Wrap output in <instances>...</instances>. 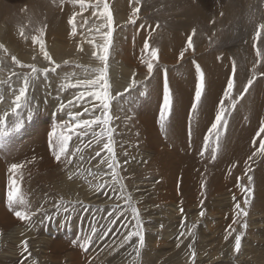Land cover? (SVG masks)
Here are the masks:
<instances>
[{
    "label": "rangeland",
    "instance_id": "374dc122",
    "mask_svg": "<svg viewBox=\"0 0 264 264\" xmlns=\"http://www.w3.org/2000/svg\"><path fill=\"white\" fill-rule=\"evenodd\" d=\"M9 1H7L8 8L5 7V9L12 11L14 6H17L23 0ZM24 1V4L23 2L21 3V11L19 9L14 12L12 11L13 18H16L15 20H17L15 16L18 15L24 17V21H19L18 24H15L17 22H13L12 29H18L20 32V28L24 27L29 39L25 40L21 37L15 44L14 37L10 34L9 43L12 45L9 44L10 46L8 47L7 36L5 32H2L0 44L4 45L5 48L8 47L9 53L15 55L22 63H36L38 67H48V62L44 60L43 55L40 53L39 45L31 43V35L38 34L37 30L44 28L46 50L52 59L61 65V68L57 69V73H49V79L47 80L41 77L35 82L34 87L30 88L29 99L34 98L33 103L39 106V112L31 120H28V129L22 128L13 138L17 139L18 142L14 149H11L10 162L25 165L20 172L26 178L28 184L22 186L21 189L26 193L33 210L45 203V201L47 203H50V201L56 202L61 197L65 202H82V204H75L74 211L71 209L69 213L61 211L55 214L56 216L53 215L50 220L44 219L43 222H40L42 216L40 214L36 216L38 220L36 224L37 230L43 232L39 233L41 236L38 235V237L42 238L43 245L41 244V248L36 245L38 248L35 251L33 250V255L28 258L29 264H88V262L95 260H98L96 264H190V251L186 247L187 244H185L184 251L179 252L170 260L166 256L173 250L171 252L168 251L167 255L163 258L157 256L151 257L149 256V246L141 250L140 257L136 261H133L135 253L129 254L131 252L129 246H125V248H121L111 255L109 254L111 251L110 247H106L101 253H98L97 250L101 249L105 245V242L114 247L115 244L113 242H118L121 239L120 232L123 229L118 231L117 226L120 225L123 218L117 220L115 225H111L113 230L108 232L102 240L94 238V243L89 247L87 252L81 249L77 243H74L83 234L88 233L93 225L97 228L98 234L105 232L112 219L108 215L110 212L107 211L108 208H113L114 205L125 207L124 201L117 200L118 193H113L110 189V192L107 193V199H109L107 205H104L102 202H98L99 204H97L95 202L97 198H94L92 195L83 197L81 192L76 200H72L77 188L76 178L78 177L74 176L72 180H69V172H77L81 168L91 169L92 171L106 170L105 165H101L100 168L95 167L99 158L91 159L90 153L92 149H84L82 153L84 156L83 160L79 159V155L81 154H78L72 157V164L66 165L63 162H57L52 154L45 153L44 150H42L40 156L32 157V154L28 153L27 147L35 142L37 134L40 135V139L42 137L49 139L47 135H50L53 131L56 121L68 119L66 112L58 111L59 104L57 100V97H59L67 103V99L71 98L75 93L73 92V88H68V90L62 92L58 91L60 85L67 82L65 76L76 72L77 75L71 79V82L75 83L77 78H84L81 69L76 68L75 65L97 67L99 64L91 57L92 46L82 36V33L90 35L87 33V25L83 28L78 26L77 36L73 37L70 34V25L68 30L64 32L59 24L61 21V16L58 14L59 7L56 6L53 14L49 15V12H43L49 1ZM28 2H30L31 9L27 7ZM45 2H47V5ZM108 2L115 21L114 27L117 24L120 26L116 27V31L114 32L113 48L110 50L109 58L108 76L112 93L124 92V89L133 79V73H135L137 81V87L132 90L131 95L125 93V97H129L127 102L123 98L121 99L124 110H119L116 107V101H112L110 112V115L113 117L110 127L115 129L113 137L116 141L115 151L117 157L122 164L125 159L129 160V163L123 165L120 171V175L124 177L123 183L127 189V193L132 196V201L135 202L134 200H138L140 196L134 194L132 188L137 187H133L134 185H139L137 188H140L141 184H143L141 182L149 178L151 180L153 176L154 178L162 176V179H165L163 175L167 172L166 169L168 168H165L162 164L163 160L160 164L155 159H166L174 168L172 174L177 177L175 188L182 195L187 196V199L183 197L177 198V202L179 203L178 210L182 207L185 212L181 214L183 224L191 226L195 223L196 228L200 229L201 220L205 216L199 218V213L203 210L205 214L208 211L215 215L213 216V220H209L208 224L224 231L232 223L234 216L233 196L235 195L237 201L241 202V204L243 201L241 189L237 187V178H240L241 183H247V176L244 175L245 161H247L248 156L253 151L259 148L260 141L256 137V132L260 123L264 121V116L262 119L260 118L261 120L259 119L251 123V119L248 116L251 111L245 106L249 101H252L249 98L252 94L254 95V92L263 93V91L257 90L260 86V80L264 79V75L256 76L253 85L244 98L239 100L235 110H232L231 114L227 116L228 126L221 138L217 159L211 161L210 154L207 152L201 158L199 152L203 146V136L207 133L210 122L214 120L215 111L218 107L219 99L222 97L226 79L229 73L232 72L233 61L236 64L237 75V86L232 94L234 98L243 89V86L251 75L255 61V49L252 47V29L248 24V16L252 13L255 14L257 19H260L264 15V2L262 0H143L141 13L136 25H127L126 23L127 17L131 12L130 7H127L129 6L128 0H108ZM57 3H59V0H56ZM67 5L70 4H65L64 7ZM34 11H38L39 14H34ZM221 12L223 15L220 14ZM71 14L72 12L68 11L67 17L70 18ZM83 18H87L89 24L96 22L95 18L91 16V9L83 13ZM77 19L78 24L83 22L81 16H77ZM213 20L217 22L212 23L211 21ZM205 21L209 22L205 24ZM7 23L9 24L10 22ZM157 24L160 25L159 28L156 27ZM17 26L20 28H17ZM121 27L124 29L123 31L120 30ZM214 27L218 28L214 29ZM193 29H196V35L193 36L195 50H188L185 52L184 59L179 60V52L186 47L187 37L191 35ZM150 32L151 37L149 39ZM63 33L65 34L62 37ZM145 39H149L150 45L159 50L157 68L154 70L152 78L147 79V70L139 61L142 44ZM210 41H214V43H210ZM97 42L102 43L99 39H97ZM78 47H83L84 51H78ZM34 56L36 57L35 60H33ZM65 60L69 61L68 65H64L63 62ZM193 62L198 63L205 74V87L208 82L204 95L209 96L210 99L212 97V99L210 102L211 106H209L210 103L206 105L205 98H202L200 111L196 116L188 122L180 123L181 128L187 130L188 142L185 136L174 133L167 124V129L161 130L160 126L155 123L154 116L159 114V110L162 107L165 69L167 70L169 87L173 94V110L169 118L176 121L173 113L177 116L178 120L189 116L190 104L192 102L190 96L191 93L192 96L194 95V87L197 82ZM8 63H11V61L8 60ZM111 64L112 66H110ZM119 65H124L122 66L123 69L126 68L122 74L121 72H117ZM127 68H131L132 72H130L131 74L129 73V78H127L128 74L125 72ZM6 69H4V72H6ZM17 71H20V69H17ZM256 71L257 73H264V62L257 67ZM114 77L118 81L115 85H113ZM215 84L218 85V88L213 87ZM160 89L162 90L161 92ZM137 91L142 92L143 95H137ZM174 91L178 92V96L184 92L179 97L185 100L182 102L178 101ZM159 92L161 96H159ZM228 103V101H225L226 105ZM2 106L4 105L0 104L1 108ZM73 111L75 110L73 109ZM239 113L242 116L247 115L245 118L247 117L248 119H243L238 115ZM115 117H119V119ZM189 132L191 135H189ZM254 139L256 140L255 145L252 143ZM200 142H202V145ZM77 143L78 141L73 137V140L69 142L70 152L74 151ZM94 147H98V145ZM125 151H127L128 157L124 156ZM3 156L0 154V164L2 163ZM132 157H134V160ZM233 163L236 164V167H232ZM249 164L253 169L248 173L253 178V198L248 208L249 215L245 218L248 228L242 240L241 251L239 253L234 252V240L232 238L227 242L223 239L217 247L219 254L217 256L221 257L220 260L213 261L214 256H211L213 251L211 253L208 252L213 264H220L223 258L242 253L245 247L249 248V252L247 253H250V258L256 262L250 264H264V157H254L253 161L249 162ZM41 168L45 172H48L46 177L39 172ZM108 178L110 177L104 176L103 180ZM136 180L139 181L136 182ZM160 180L161 178L157 180L158 182L156 181V186L158 187L163 183ZM52 182H56V185L62 182L59 185L61 192L54 188ZM202 184L203 188L201 187ZM185 187H187V191H184ZM162 190L165 192L164 189ZM226 191L230 193L232 202L228 206H220L219 202L221 201L222 194ZM3 192H0V200ZM145 196L147 198L141 197L139 202L140 204L144 202L143 205L146 204L144 206H147V211L144 213L138 211L143 221L144 232L146 233V230H149L150 234H152L153 230L156 233L159 225H156V228H154L151 220L158 221L159 218V220L164 219L169 216L166 211L171 210L173 212L175 210L173 208L169 209L167 205H164L166 196L165 193L159 190H154L153 193ZM42 199L43 201L45 199V201L43 202ZM186 203L193 205V207L185 209ZM135 207L137 209L143 208L141 205H136ZM194 210L198 212L196 220L193 218L195 214ZM47 211L49 214H52L55 212V209L51 206ZM151 211L153 214L155 213L154 217L149 215ZM7 213L8 217L7 215L6 217L11 221L0 222V264H11V261L15 258L20 264L18 256L21 251L19 247L21 241L27 239L28 243L34 242L36 235L32 234L27 228L28 222L18 219L12 220L10 216L13 215L12 217H14V213L12 214L11 211ZM128 215L130 218V213ZM65 216L68 218L65 219ZM206 221L207 219L203 222ZM237 227L239 229V225ZM45 228L47 229L45 230ZM14 229L17 230L14 231ZM197 235L198 233L196 232L194 242V249L197 253L196 264H201V255L198 253L200 244H196L199 241ZM189 238L190 243L193 242L192 237ZM249 240L251 242H248ZM102 243L104 245H101ZM254 250L259 251V257L254 255ZM16 253H18L17 256ZM100 255H102V258H99ZM114 259L115 261H113ZM236 263L240 264L239 260ZM226 264L230 263L227 262Z\"/></svg>",
    "mask_w": 264,
    "mask_h": 264
},
{
    "label": "snow or ice",
    "instance_id": "6c2138e0",
    "mask_svg": "<svg viewBox=\"0 0 264 264\" xmlns=\"http://www.w3.org/2000/svg\"><path fill=\"white\" fill-rule=\"evenodd\" d=\"M56 3V0H53ZM143 0H128L129 7L131 9L130 15L127 17V25H136L141 13V5ZM264 2V0H262ZM65 4L72 6V14L67 23L71 28V36H77L78 26L83 28L87 25V33H82L83 38L88 44L92 46L91 57L98 62L99 66H82L75 65L76 68H80L83 79L77 78L75 83L71 82L72 77H75L76 72H72L65 76L66 83L62 84L58 91L62 92L68 88L78 89L71 98L67 99L65 103L62 99L57 97L59 112H66L68 117L62 124L57 125L60 129L59 134L57 129L54 128L49 135V148L52 156L57 162H63L66 165L72 164V157L79 155V159L83 160L82 155L84 149H92L90 153L91 159L99 158L96 168H100L101 165L106 166V170L92 171L91 169H79L77 172H69L68 179L72 180L74 176L81 177L87 172V176L92 177L97 182L92 185L95 190H99L101 194H107L110 189L113 193H118L117 200H123L125 207L114 205L112 211L109 212L110 225L107 226V230L101 234H98L97 228L93 225L88 233L81 236L77 243L81 249L85 252L89 250V247L94 243L95 239H103L108 232L113 229L111 225H115L117 220H121L117 230L123 229L120 232L121 239L118 242H113L114 247H110V255L119 251L125 246H129L131 252L135 253L133 261L138 260L141 254V250L145 247V235L144 225L140 216V212L132 202V196L127 193V189L123 183L124 177L120 175V171L123 165L128 164L129 160L125 159L123 164L117 157L115 151L116 141L113 137L115 129L110 127L113 117L110 115L112 109V101H116V107L123 111L121 99L125 102L129 97H125V93L131 95L132 90L136 89L137 81L135 79V73H133V79L130 84L124 89V92L112 93V87L109 81V58L110 50L113 48L114 32L116 27H120L118 24L114 27L115 21L112 11L110 10V4L108 0H59L56 4L57 7H63ZM78 10H75L77 9ZM91 9V16L95 18V23L89 24L87 18H83V13ZM223 15V13H220ZM77 16L82 17V23L78 24ZM215 23V21H211ZM248 24L252 29V47L255 49V61L253 63L252 72L247 79L243 89L238 92V95L234 98L233 91L237 86L236 64L233 61L231 75L226 79L225 87L222 92V97L219 99L218 107L215 111L214 120L210 122V127L207 128V133L203 136V146L199 152L201 158L205 156V153L210 154V160L215 161L217 159V152L220 149L221 138L228 126L227 116L231 114L232 110H235L239 100H242L245 94L249 91L253 85L257 75H264V73H257L256 69L264 62V15L260 19H257L255 14L250 13L248 16ZM160 27L159 24L156 25ZM121 31L124 29L121 27ZM38 34L31 35V43L33 45H39L40 53L43 55L45 61L48 62V67H38L36 63H22L15 55L9 53L8 49L4 45L0 44V72L8 69L7 78L0 77V104L4 107L0 108V154H7L11 151V144L13 138L17 135L25 125V122L31 120L35 114L39 112V106L33 103L34 98L29 99V90L34 87L35 82L43 77L44 80L49 79V73H57V69L61 68V65L56 63L49 55L45 47L44 28L37 30ZM20 36L25 40L29 39L26 35L24 27L20 28ZM196 35V29L192 30L191 35L187 37L186 47L179 52V60H183L185 52L194 49L193 36ZM215 35V33H213ZM151 32L149 33V39ZM97 39L102 41L98 43ZM149 39H145L142 44L139 61L147 70V78H152L154 70L159 63V50L152 47L149 43ZM214 43V41H210ZM78 51L83 52V47H78ZM36 57H33L35 60ZM8 60L11 61V65L8 64ZM64 65H68L69 61L65 60ZM194 63L195 73L197 75V82L194 87V95L190 104L189 119L191 120L200 111L202 97L205 94V74L201 70L198 63ZM15 69H20L16 71ZM137 95H143L142 92L137 91ZM225 101L229 103L226 105ZM73 109H77L73 111ZM173 110V94L169 87L167 70L165 69L164 81H163V93H162V107L159 110V124L161 130H165L166 121L171 115ZM119 119V117H115ZM264 121H262L256 132V137L259 138V148L253 151L245 161L244 175L247 176V183H241L240 178H237V187L241 189V195L243 197L242 204L237 201V197L233 196L234 216L232 223L224 230V241H229L230 238L234 240V252L239 253L242 247V240L246 234L248 228L247 220L248 208L253 198V178L250 173L253 169L249 162H252L254 157H264ZM189 135L191 133L189 132ZM73 137L78 141L74 151H69V142L73 140ZM87 137V139H85ZM252 143L255 145L256 140ZM98 145V147H94ZM123 147V145H121ZM124 156L128 157L127 151L124 152ZM63 157V161H62ZM134 159V157H132ZM25 165L21 163H12L8 169L9 176L7 180V202L9 210L12 211L15 217L20 221H26L29 223V227L34 226L33 217L38 214L42 216L40 222L44 219H52V216L60 213L61 211L69 213L70 209L75 210V204H82L81 201H68L65 202L61 197L58 201L54 202L52 207L55 212L49 214L44 205L33 210L29 200L21 192V181L23 175L20 170ZM232 167H236L233 163ZM87 176L84 178L87 180ZM104 176H109L110 180H103ZM100 178V179H98ZM91 185L92 181H88ZM203 188V184L201 185ZM203 194V193H202ZM203 203V202H201ZM86 210V209H85ZM180 213H184V209H179ZM117 215H113L117 213ZM130 213V218L129 214ZM199 215L203 217L205 215L202 210ZM68 217L65 216V219ZM239 225V229L234 227ZM195 229L196 224L191 226L187 224L181 225V231L178 233L176 240V247L180 248L184 239L192 237L191 243H188L186 247L190 251V264H196L197 253L194 249L195 242ZM19 247L21 248L20 255L22 259L20 264H25L31 253L29 252L28 240H22ZM103 250V249H101ZM27 253L28 255H25Z\"/></svg>",
    "mask_w": 264,
    "mask_h": 264
},
{
    "label": "bare ground",
    "instance_id": "6f19581e",
    "mask_svg": "<svg viewBox=\"0 0 264 264\" xmlns=\"http://www.w3.org/2000/svg\"><path fill=\"white\" fill-rule=\"evenodd\" d=\"M7 1H9V0H0V36H1V34H2V32H5V34H6V36H7V45H8V47L10 46V45H12V44H10L9 43V36H10V34H12V36L14 37V42H15V44H16V42L21 38V36H20V34H19V30L18 29H16V30H13L12 29V27H13V25H14V23L13 22H17V23H15V24H18V22L19 21H24V17H20V16H18V15H16L15 17H17V20H15L16 18H13V14H12V11L14 12V11H17V9H19L20 11H21V9H22V5H21V3L23 2V4H24V0L22 1V2H20V4H18L17 6H14V9L11 11V10H6L5 9V7H7ZM19 1V0H18ZM30 1V0H29ZM32 1H36V0H32ZM39 1V0H38ZM46 1H49L48 2V5H47V2H45L46 3V5H47V7H45V11H43V12H45V13H47V12H49V15H52L53 14V12H54V9H55V7H56V3H54L53 2V0H46ZM10 2V1H9ZM31 2V1H30ZM30 2H28L27 3V7L29 8V9H31L30 8ZM44 2V1H43ZM13 4V3H12ZM42 4V3H41ZM44 4V3H43ZM16 5V4H15ZM46 5H44V6H46ZM26 6V5H25ZM13 7V6H12ZM11 7V8H12ZM41 7V6H40ZM127 7H129V6H127ZM8 8V7H7ZM10 8V7H9ZM43 8V7H42ZM52 9H53V11H52ZM40 10V9H39ZM43 10V9H42ZM42 10H41V13H42ZM72 6L71 5H67V6H63V7H59V9H58V14L61 16V21L59 22V24H60V26H61V28H62V30L65 32L66 30H68V28H69V24L67 23V21H68V17H67V15H68V11H71L72 12ZM75 10H78V9H75ZM125 11H127V10H125ZM23 13V12H22ZM34 14H39V12L37 11H34L33 12ZM189 17V16H188ZM78 20V19H77ZM31 21V20H30ZM202 21H204V20H202ZM7 22H10L9 24L7 23ZM26 22V21H25ZM207 22H209V21H207ZM206 21H205V24L207 23ZM215 22H217V21H215ZM185 23V22H184ZM183 23V24H184ZM32 24H33V21H32ZM220 24V23H219ZM208 25H209V23H208ZM221 27V26H220ZM17 28H20L19 26H17ZM218 27H214V29H217ZM220 29V28H219ZM64 34L65 33H63V35H62V37L64 36ZM11 40V39H10ZM10 44V45H9ZM15 44H14V46H15ZM7 47V48H8ZM123 48H125L124 46H123ZM76 51V50H75ZM129 55V54H128ZM110 63H111V60H110ZM9 65H11V63H8ZM112 64H113V62H112ZM112 64L110 65V66H112ZM115 65H117V64H115ZM118 66V65H117ZM116 66V67H117ZM122 66H124V65H122ZM122 66L121 65H119V69L117 70V72L118 73H120L121 72V74L124 72V70L126 69V68H122ZM131 68H127V70L125 71V72H127V74H128V77L127 78H129V73L131 72V70H130ZM16 71H17V69H15ZM132 73V72H131ZM130 73V74H131ZM231 73H229V75H230ZM6 75H8V69H6V72H4V71H2V72H0V77H3V78H7V76ZM121 76V75H120ZM117 78H118V76H116ZM116 77H114V79H113V85H115L118 81H117V78ZM122 78V77H121ZM222 78V77H221ZM220 78V79H221ZM62 83V82H61ZM60 84V83H59ZM207 85H208V82L206 83V87H205V89L207 88ZM61 86V85H60ZM213 87H215V88H218V85H214ZM68 90V89H67ZM78 89H74L73 90V92H76ZM162 90L160 89V92H161ZM257 91H263V93H261L260 94V92H254V95L252 94V96H250V98H249V100L251 99L252 101H249V103L245 106L246 108L248 107V110H250L251 111V113H250V115H248L249 117H250V119H251V123H253V122H255V121H258L260 118L262 119L263 118V116H264V79H262V80H260V86H259V89L257 90ZM160 92H159V96H161V94H160ZM163 92V91H162ZM174 93H175V97H176V99L178 100V101H180V102H182V101H184L185 99H182V97L180 98L179 96L181 95H183L184 94V92L182 93V94H180L179 96H178V92L176 93L175 91H174ZM179 93H180V91H179ZM260 95V96H259ZM184 97H186L185 95H184ZM187 97H188V94H187ZM186 97V98H187ZM191 99L193 98V96H192V93H191ZM202 98H205L204 100H205V102H206V105H208L210 102H211V99H212V97H211V99L209 98V96H203ZM159 99V98H158ZM207 99V100H206ZM153 101V100H152ZM162 102V101H161ZM250 102H252L251 104H250ZM250 104V105H249ZM159 105V104H158ZM209 106H211V103L209 104ZM2 107H4V106H2ZM1 108V107H0ZM75 111L77 110V109H74ZM242 110H244V109H242ZM242 110H240V111H242ZM254 112H255V114H254ZM253 113V114H252ZM244 114V113H243ZM173 115L175 116V119H176V121H174V120H171L170 118H168V120L166 121V124L167 125H169L170 127H171V129L174 131V133H177L178 135H181V136H185V139L187 140L188 138H187V130H185V129H182L181 128V122H188L190 119H189V116H186L185 118H183L182 120H178V118H177V116L173 113ZM189 115V114H188ZM240 117H242L243 119H246L245 118V116H247V115H240V113L238 114ZM155 118H154V121H155V123L158 125V126H160V124H159V114H157L156 116H154ZM172 117V116H171ZM170 119V120H169ZM248 119V118H247ZM260 119V120H261ZM248 121V120H247ZM63 123V121L62 120H57L56 121V123L54 124V126H53V129L54 128H56L57 129V132H58V134H59V131H60V129L59 128H57V125H60V124H62ZM250 123V124H251ZM254 125V124H253ZM255 125H257L256 123H255ZM254 125V126H255ZM23 128H26V129H28V121H26L25 122V125H24V127ZM181 128V129H180ZM167 129V128H166ZM168 131H170V129H168ZM171 132V131H170ZM42 135V134H41ZM47 136H49V135H47ZM195 138V137H194ZM193 138V139H194ZM193 139H192V141H193ZM15 141V142H14ZM188 141V140H187ZM13 145L11 146V149L13 150L14 149V147L16 146V144H17V139H13ZM189 142V141H188ZM202 142H200V144H201ZM22 144H23V141H22ZM202 145V144H201ZM27 150H28V153L29 154H32V157H35V156H40L41 154H42V150H44V152L45 153H49V154H51V150H50V148H49V139H47L46 137H42V139H40V135H38L37 134V136H35V142L34 143H31L30 145H28V147H27ZM173 151V150H172ZM10 153H11V151H10ZM10 153H7V154H4V156H3V154H1L2 156H3V160H2V163L0 164V181H1V186H0V192H3V196H1V200H0V222H2V223H5V222H8V221H11L10 219H8L7 217H8V213L7 212H9L10 210H9V207H8V202H7V180H8V176H9V172H8V169H9V167H10V165L12 164L11 162H10ZM134 160V159H133ZM135 160H137V159H135ZM163 160V161H162ZM155 161L156 162H160V164H161V161H162V164L165 166V168H168V169H166V171L167 172H163L164 173V175H163V178H165V179H162V176H160V177H155L154 178V176H153V179H151V180H149V179H146L144 182H141V183H143V184H141V187L140 188H137L139 185H134L133 187H135V186H137V187H135V188H132V190H133V192H134V194H136L137 196H140V198L141 197H146L145 195H149L150 193H153L154 192V190H159L160 192H162V193H165V196H166V198H165V200L167 201H165V206L167 205V207L170 209V208H173L175 211H171V210H168V211H166L167 213H168V217H166V218H164V219H161V220H159L158 219V221H154V220H151V224H154V228H156V225H159V229L156 231V233H154L153 231H152V234H150V232H149V230H146V233L144 232V234H145V236H146V242H145V249L149 246L150 247V251H149V256H151V257H153V256H157V257H159V258H163V257H165L167 254V252L169 251V252H171V250H173L171 253H169L167 256H166V258H168V260H170L171 258H173L175 255H177L179 252H182V251H184L185 250V244H188V243H190V238H188V239H184L183 237H181V239L183 240V242L184 243H182L181 244V246H180V248H177L176 247V243H177V240H176V237H177V235H178V233L181 231V225L183 224V221H182V216H181V213H180V211L178 210V205H179V203L177 202V198H179L180 199V197H183V198H186L187 199V196L185 195H182V193H180V192H178V190L175 188V186H176V182H177V177L175 176V175H173L172 174V172H173V170H174V168H173V166L172 165H170L168 162H167V160L166 159H155ZM133 163V162H132ZM158 167V166H157ZM156 167V168H157ZM40 171V173H42V174H44L45 176L44 177H46V175L48 174V172H45L44 171V169H39ZM168 173V174H167ZM35 174H36V172H35ZM85 175H87V173H84V176H81V177H79V179L78 178H76V190H75V193H74V195H73V199L72 200H76L77 198H78V195L80 194V192H81V194H82V196L83 197H86L87 195H92V196H94V198H97V201H95V202H97V204H99L98 202H102L104 205H107V203L109 202V199H107V194H101L100 193V191H98V190H95L94 188H93V186L92 185H94L96 182H97V180H93L92 179V177H90V176H87V180L84 178L85 177ZM153 175V174H152ZM43 176V175H42ZM168 176V177H167ZM40 177V176H39ZM39 177H37V178H39ZM109 177V176H108ZM80 178H81V180H80ZM159 178H161V180H162V185H160L159 187L158 186H156V181L159 179ZM98 179H100V178H98ZM103 179H104V177L102 178V179H100V182L102 183L103 182ZM111 178H108V179H105V180H110ZM160 180V181H161ZM82 181V182H81ZM88 181H92V184L90 185L89 183H88ZM139 180H136V182H138ZM153 181H155V182H153ZM148 182H153V183H148ZM158 182V181H157ZM53 184H54V188L55 189H57V191H59V192H61V189L59 188V185L62 183V182H60L59 183V185H56V182H52ZM58 183V182H57ZM28 184V182H27V180H26V178L23 176V180L21 181V187L22 186H24V185H27ZM52 184V185H53ZM52 185H51V187H52ZM80 186H81V191H80ZM162 189H164L165 190V192H163V190ZM182 189V188H181ZM184 191H187V187H185V190ZM21 192H22V194H24L25 196H26V198L28 199V197H27V195H26V193H24L23 191H22V189H21ZM108 192H110L109 190H108ZM203 193V192H202ZM220 193V192H219ZM2 194V193H1ZM28 194V193H27ZM30 194V193H29ZM111 194V193H110ZM117 194V193H116ZM34 195V194H33ZM96 195V196H95ZM109 195V194H108ZM205 195V194H204ZM206 195H207V193H206ZM31 196V195H30ZM29 196V197H30ZM209 196V195H208ZM41 197V196H40ZM136 197V196H135ZM35 198V197H34ZM45 198V197H44ZM91 198V197H90ZM110 198V197H109ZM138 199V200H134L135 202H133V204L136 206V205H141V206H143V208H140V209H138L141 213H144L145 211H147V206H144V205H146V204H144L143 205V203L142 204H140V202H139V200H141V199ZM147 198V197H146ZM209 198V197H208ZM207 198V199H208ZM30 199H31V197H30ZM40 199V198H39ZM117 199V198H116ZM115 199V200H116ZM145 199V198H144ZM29 200V199H28ZM38 200V199H37ZM84 200H85V198H84ZM87 200V199H86ZM92 200V199H91ZM90 200V201H91ZM36 201V200H35ZM42 201H43V199H42ZM44 201H45V199H44ZM43 201V202H44ZM88 201V200H87ZM142 201H144V200H142ZM203 201V200H202ZM42 202V203H43ZM137 202V203H136ZM232 202V197H231V195H230V193L229 192H225V193H223L222 194V197H221V201L219 202V205L220 206H228V205H230V203ZM51 203V204H50ZM50 203H47L46 201H45V203H43V205H44V207H45V209L46 210H48V208L50 209V207L53 205V203L54 202H51L50 201ZM103 204H102V206H103ZM118 204V203H117ZM148 204V203H147ZM199 204V203H198ZM196 205V204H195ZM97 206V205H96ZM193 207V205H190L189 203H186V205H185V209H187V208H190V207ZM202 206V205H201ZM39 207V206H38ZM100 207V206H99ZM89 208V207H88ZM94 208V207H93ZM112 207H109L108 208V210L107 211H111L112 209H111ZM149 208V207H148ZM200 208V207H199ZM94 209H96V208H94ZM94 209H93V211H94ZM164 209V208H163ZM196 209V208H195ZM164 210H167V209H164ZM190 210V209H189ZM87 211V210H86ZM91 211V210H90ZM96 211V210H95ZM163 211V210H162ZM161 211V212H162ZM195 211V214L193 215L194 217V220H196L197 219V210H194ZM157 212H160V211H157ZM166 212H164V213H166ZM189 212V211H188ZM11 213L13 214V212L11 211ZM88 213V212H87ZM91 213V212H90ZM164 213H162V214H164ZM185 213V212H184ZM190 213V212H189ZM99 214V213H98ZM118 214V213H117ZM116 213H114V216L115 215H117ZM155 214V213H154ZM153 213H152V211L150 212V214L149 215H151V216H153L154 215ZM188 214V213H187ZM6 215H7V217H6ZM11 215V214H10ZM97 215V214H96ZM160 215H161V213H160ZM159 215V216H160ZM167 215V214H166ZM190 215V214H189ZM13 216V215H12ZM12 216H10L11 217V219L12 220H16L17 218L15 217V215H14V217H12ZM56 216V215H55ZM62 216V215H61ZM89 216V215H88ZM100 216V215H99ZM156 216V215H155ZM158 216V215H157ZM205 217H203V219L201 220V226L199 227L200 229H198V228H196V232L198 233V237H199V241L196 243V244H200L199 245V247H198V253L201 255V258L200 259H202L201 261V264H213V262H212V260L214 261H217V260H220L221 259V257H218L217 255H219L218 254V249H217V247H218V245L220 244V242L223 240V236H224V231H222V230H219V229H217V228H214L213 226H211L210 224H208L209 223V220H213V216H215V215H213L211 212H206V214L204 215ZM70 217V216H69ZM146 217V216H145ZM154 217V216H153ZM165 217V216H164ZM190 217V216H189ZM143 218V217H142ZM150 218V217H149ZM199 218H201V216L199 215ZM152 219H154V218H152ZM184 219V218H183ZM207 219V221L206 222H203L204 220H206ZM56 220V219H55ZM94 220V219H93ZM184 221H186V220H184ZM33 222H34V226H32V227H29V225L27 226V228L29 229V231L30 232H32V234H34V235H36V239H34V242H29L28 243V247H29V250H30V253H31V255H33L32 254V251L34 250H36V248H41L40 246H41V244L43 243V241H42V238L41 237H38V235H40L39 233H43V232H39L37 229H38V227H36V224H37V222H38V220L36 219V217H33ZM62 222H63V220H62ZM161 223V224H160ZM190 223V222H189ZM191 223H193V222H191ZM50 224V223H49ZM52 224V223H51ZM193 224H195V223H193ZM46 227V226H45ZM146 227V226H145ZM234 227H237V225H234ZM58 228V227H57ZM238 228V227H237ZM18 229V228H17ZM17 229H14V231L15 230H17ZM47 228H45V230H46ZM59 229V228H58ZM162 229H163V232H162ZM44 230V231H45ZM56 230V229H55ZM54 230V231H55ZM59 232V231H58ZM195 232V233H196ZM38 233V234H37ZM46 233V232H45ZM175 233V234H174ZM48 234H50V233H48ZM43 235V234H42ZM44 235H46V234H44ZM41 236V235H40ZM176 236V237H175ZM54 237V236H53ZM52 237V238H53ZM63 237V236H62ZM170 237H172V238H170ZM259 237V236H258ZM50 238V237H49ZM51 238V239H52ZM170 238V239H169ZM102 240V239H101ZM248 242H251L250 240L248 241ZM46 244V243H45ZM36 245H38V247L36 246ZM43 245V244H42ZM101 245H104L103 243L101 244ZM106 245H109V244H106V242H105V245L101 248V249H105L106 248ZM244 247V246H243ZM45 249V248H44ZM100 248L97 250L98 251V253H101L103 250H101ZM46 250V249H45ZM200 250H201V252H200ZM213 251V254H211V256L213 255L214 257H213V259L209 256V253H211ZM21 252V251H20ZM43 252V251H42ZM209 252V253H208ZM247 252H249V248H243V252L242 253H240V254H237V255H231V256H229V257H226V258H223L222 260H221V263L220 264H226L227 262L228 263H230V264H238V263H236L237 262V260H239V262H240V264H250V263H253V262H255L253 259H251L250 258V253H247ZM33 253H36V252H33ZM44 253V252H43ZM17 254L18 253H16V256H17ZM215 254H216V257H215ZM25 255H28L27 253H25ZM254 255L255 256H258L259 257V251H256V250H254ZM40 256V255H39ZM245 256H247L246 258H245ZM19 257V260H21L22 259V257H21V255H19L18 256ZM17 257V258H18ZM99 258H102V255H100V257ZM232 258V259H231ZM179 259V258H178ZM199 259V260H200ZM212 259V260H211ZM236 259V260H235ZM156 260H158V259H156ZM161 260V259H160ZM181 260H182V258H181ZM113 261H115V259L113 260ZM183 261V260H182ZM96 262H98V260H95V261H90V262H88V264H96ZM117 262V261H116ZM165 262V261H164ZM170 262V261H169ZM119 263V262H118ZM154 263V262H153ZM157 263H159V262H157ZM184 263V262H183ZM187 263V262H186ZM256 263V262H255ZM11 264H19V261H16V258L15 259H13L12 261H11ZM25 264H29V262H28V260L27 261H25ZM154 264H156V263H154ZM169 264V263H168ZM176 264V263H175Z\"/></svg>",
    "mask_w": 264,
    "mask_h": 264
}]
</instances>
